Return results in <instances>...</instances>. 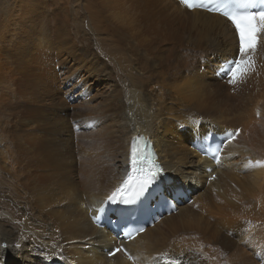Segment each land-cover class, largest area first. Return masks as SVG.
Instances as JSON below:
<instances>
[{
  "label": "bare ground",
  "instance_id": "6f19581e",
  "mask_svg": "<svg viewBox=\"0 0 264 264\" xmlns=\"http://www.w3.org/2000/svg\"><path fill=\"white\" fill-rule=\"evenodd\" d=\"M24 2L18 46L0 25V264H131L102 251L114 240L87 211L118 184L136 134L174 185L206 187L128 241L136 262L264 264V34L257 71L232 85L218 71L237 40L216 14L179 0ZM236 127L217 164L186 142Z\"/></svg>",
  "mask_w": 264,
  "mask_h": 264
},
{
  "label": "snow or ice",
  "instance_id": "6c2138e0",
  "mask_svg": "<svg viewBox=\"0 0 264 264\" xmlns=\"http://www.w3.org/2000/svg\"><path fill=\"white\" fill-rule=\"evenodd\" d=\"M179 2L188 9L199 8L219 14L232 25L239 55L231 61H226L219 68L218 75L227 76V82L236 85L254 70L253 54L260 36L264 34V0H179ZM237 133L230 134L229 139H234ZM141 139L143 138H133L129 158L131 171L108 200L114 202L119 200L126 205L134 203L154 184L163 171L154 154L145 150L147 145H141ZM219 152L220 149H216L214 158L219 159ZM256 164L264 165V161H256ZM248 223L251 227V222ZM132 235L133 233H128L129 239ZM15 247L19 248L20 245L17 244ZM121 250L117 248L115 251ZM129 259L132 257L129 256Z\"/></svg>",
  "mask_w": 264,
  "mask_h": 264
},
{
  "label": "rangeland",
  "instance_id": "374dc122",
  "mask_svg": "<svg viewBox=\"0 0 264 264\" xmlns=\"http://www.w3.org/2000/svg\"><path fill=\"white\" fill-rule=\"evenodd\" d=\"M14 1L16 3L15 7L13 8V9H16V11H15V19H14V21L11 22V21L8 20V15L12 13L11 10H13L12 7H13V2ZM23 4H25L24 0H17V1L16 0H0V9L2 10V11L0 10V13L2 14L1 15L2 18H0V25L3 24L2 26L7 27L10 30V32L14 34V38L12 39V43L15 44V45H17V46L19 45V40H20L19 34H20V32L23 31V27H28V25H29V23L31 21V18L30 17L24 15V6H23ZM7 10H9V11H7ZM3 12H5V13H3ZM5 15H7V16H5ZM78 20L80 21V15H78ZM84 27L85 26H83V28ZM52 36H53V34H52ZM5 44H6V46H5V49H6V60L7 61H11V60L18 61L19 55L18 54L15 55L12 52L11 47L8 46V44L9 45H11V44L10 43H5ZM66 62H67V60H64L63 61V63H66ZM13 65H17V63H14ZM21 68L19 69V74H21ZM27 68L29 69L30 67L28 66ZM201 68H203V66H201ZM18 77L19 76H16V75L13 76V81L15 83L19 82V78ZM91 87H92V92L93 93H98V87H100L98 84H92ZM75 88H77L76 85L68 93L72 92ZM231 131L234 132L233 130H231ZM193 137L194 136H190V137L186 138V142L188 143V145L190 147H191V145H193ZM192 150H194V148ZM200 157L201 156L199 155V158ZM169 175L173 176L170 172H169ZM213 180H214V178H213ZM209 182H211L210 177L207 178V180H206V186H207V184ZM194 186H196V187H194ZM194 186L193 185L192 186H189L191 189L194 190V192L192 194V201L194 200V196L196 195V193H197L198 190H202V189H203V191L206 190V187L201 188L200 185H194ZM3 245H5V244H3ZM105 248H107V250H104ZM105 248H102V251L105 252V253H108V251L110 250V248L109 247H105Z\"/></svg>",
  "mask_w": 264,
  "mask_h": 264
}]
</instances>
